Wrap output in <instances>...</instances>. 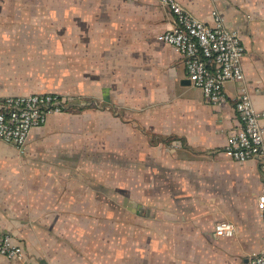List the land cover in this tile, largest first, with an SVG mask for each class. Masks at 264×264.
I'll return each instance as SVG.
<instances>
[{"label": "crops", "instance_id": "1", "mask_svg": "<svg viewBox=\"0 0 264 264\" xmlns=\"http://www.w3.org/2000/svg\"><path fill=\"white\" fill-rule=\"evenodd\" d=\"M180 1L240 31L264 126V0ZM173 25L160 0H0V58H16L0 99L52 91L80 104L34 128L24 151L0 140V237L25 250L0 264H242L264 249V168L225 151L240 84L207 102L158 38ZM222 219L232 236L216 235Z\"/></svg>", "mask_w": 264, "mask_h": 264}, {"label": "built area", "instance_id": "2", "mask_svg": "<svg viewBox=\"0 0 264 264\" xmlns=\"http://www.w3.org/2000/svg\"><path fill=\"white\" fill-rule=\"evenodd\" d=\"M160 1L170 7L175 25L158 38L183 55L190 81L202 89L205 100L213 104L227 102L226 83L234 80L240 84L233 98L239 126L228 134L225 151L239 161L256 159L264 168V126L246 81L243 68L246 48L240 31L228 27L220 11L213 10V21L206 22L180 0ZM79 107L77 98L59 92L7 95L0 99V140L13 142L24 151L30 132L46 124L51 114ZM258 205L264 214V193L259 195ZM236 227L232 220L222 219L216 222L215 233L232 236ZM0 254L22 260L25 250L12 234L6 233L0 237ZM242 264H264V249L251 253Z\"/></svg>", "mask_w": 264, "mask_h": 264}, {"label": "rangeland", "instance_id": "3", "mask_svg": "<svg viewBox=\"0 0 264 264\" xmlns=\"http://www.w3.org/2000/svg\"><path fill=\"white\" fill-rule=\"evenodd\" d=\"M46 11H47V5L46 4H44L43 6H41V16L42 17H44V18H46ZM8 27H14V26H8ZM19 27V29H23V31L24 32H26V31H30L31 30V26H26V25H19L18 26ZM16 59V58H10V57H2V58H0V70H2V71H5L6 69H8V67H10V63L12 62V61H14V60ZM14 64H16L15 63V61H14ZM3 68V69H2ZM16 69V68H15ZM2 73V72H1ZM2 74H4V73H2ZM7 75V74H6ZM8 77H10L9 75H8ZM33 84H39V82H32ZM32 89H29V90H25V91H31ZM155 188H157V189H159L160 190V187H162L163 188V186H160V185H157V186H154ZM160 193H162V191L160 190Z\"/></svg>", "mask_w": 264, "mask_h": 264}, {"label": "water", "instance_id": "4", "mask_svg": "<svg viewBox=\"0 0 264 264\" xmlns=\"http://www.w3.org/2000/svg\"><path fill=\"white\" fill-rule=\"evenodd\" d=\"M190 81V80H189ZM126 205H128V206H130L131 208H135L136 209V207H137V203L136 202H131V201H129V200H126Z\"/></svg>", "mask_w": 264, "mask_h": 264}, {"label": "trees", "instance_id": "5", "mask_svg": "<svg viewBox=\"0 0 264 264\" xmlns=\"http://www.w3.org/2000/svg\"><path fill=\"white\" fill-rule=\"evenodd\" d=\"M161 138H155V139H153V142H156V141H158V140H160ZM162 140H163V138H162Z\"/></svg>", "mask_w": 264, "mask_h": 264}]
</instances>
